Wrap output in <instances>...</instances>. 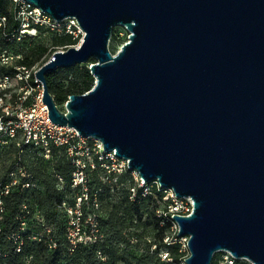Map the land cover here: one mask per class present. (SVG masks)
Here are the masks:
<instances>
[{
  "label": "water",
  "instance_id": "obj_1",
  "mask_svg": "<svg viewBox=\"0 0 264 264\" xmlns=\"http://www.w3.org/2000/svg\"><path fill=\"white\" fill-rule=\"evenodd\" d=\"M29 1L85 32L35 73L51 121L192 198L173 215L187 264L222 250L264 264V0ZM117 25L130 35L113 53ZM91 59L94 86L63 110L47 74Z\"/></svg>",
  "mask_w": 264,
  "mask_h": 264
},
{
  "label": "built area",
  "instance_id": "obj_2",
  "mask_svg": "<svg viewBox=\"0 0 264 264\" xmlns=\"http://www.w3.org/2000/svg\"><path fill=\"white\" fill-rule=\"evenodd\" d=\"M13 19L18 27L7 32V17H0V27L3 28L4 36L9 44L0 52V100L4 101L13 88L19 87L20 91L14 94L13 104H20L21 108L13 115L9 111L3 113L4 105H0V137L1 130L6 129L11 144L15 143L17 149H36L43 160L52 161L56 149H64L68 159L72 162L70 180L59 172L55 173L54 180L59 190H65L68 182L71 189H79L77 200L68 204L66 200L59 205V210L64 213L68 221L67 238L72 244L79 242L94 243V231L97 227V212L100 210L98 196L93 202L89 196L90 172L99 169L103 183H118L123 175L129 176L128 188L130 199L149 194L161 193L162 206L158 207L156 214L162 219L161 224L168 225V233L164 238L167 245L180 243L182 250L189 252V236L178 235L180 227L173 219L174 214L189 215L194 209L191 197H178L170 188H165L158 180L146 181L139 172L131 169L129 159L120 158L116 152H106L103 142L93 136H82L77 129L67 125H58L49 118V109L45 110L43 102L42 82L35 77L39 65L17 64L16 60L23 57V53L14 52L13 46L22 43L29 36H35L39 32H53L55 34L70 33L79 39L73 46H79L84 39L85 32L80 27L76 17L70 16L62 20L55 19L39 6L29 0H13ZM64 50V49H63ZM7 68L8 72L1 68ZM63 110H66L64 108ZM21 136L20 139H18ZM4 140V138L2 137ZM8 182L2 187L1 192L8 194L14 188L23 190L35 186L32 180V172L25 166L20 168L17 177H14V170L8 172ZM26 179V180H25ZM96 190L97 192L100 190ZM96 195V194H95ZM3 211V201L0 199V215ZM30 213L27 205H23L19 219L22 223V230L26 231L27 221L25 217ZM170 215V217H169ZM44 219V218H43ZM45 220V219H44ZM86 228V229H85ZM156 248L154 245L153 249ZM219 262L222 264H240L239 260L246 257H235L230 251H219ZM170 264H187L186 256L175 261L171 254L164 250L160 254ZM189 255V254H188Z\"/></svg>",
  "mask_w": 264,
  "mask_h": 264
},
{
  "label": "trees",
  "instance_id": "obj_3",
  "mask_svg": "<svg viewBox=\"0 0 264 264\" xmlns=\"http://www.w3.org/2000/svg\"><path fill=\"white\" fill-rule=\"evenodd\" d=\"M13 7V0H0V17H7V32L18 27L13 19ZM57 36L54 40L56 47L67 49L79 42V39L70 33L57 34ZM8 44L9 41L4 36L3 28L0 27V52ZM111 50L115 51V47ZM51 54L48 47L37 45L31 48L30 51H25L23 57L16 60V62L23 65H35L39 62L41 66ZM93 61L95 59H91L86 64H78L70 68H58L47 74L50 92L59 106L64 105L70 95L83 94L94 86L95 77L89 68L90 63ZM1 69L8 72L7 68L2 67ZM75 70H78L79 74H75ZM65 82H67V85H65ZM5 100L8 101L6 96ZM12 102H14V99H12ZM2 141L3 139L0 137L1 150L4 146ZM10 147L17 150L15 143H12ZM57 154L61 155L56 170L69 181L74 166L63 148L60 151L59 149L55 150L54 158ZM41 161L46 160L42 159ZM90 173L89 196L91 202L98 196L102 201V206L106 202L108 205L113 204L116 209L107 221L110 226L115 228V215L117 209L121 208L120 206H124L126 212L130 215L139 214L145 210L152 213L158 222L162 220L156 214L157 208L160 207L159 203H162L161 193L141 195L135 200H131L128 188L129 176L123 175L118 183L110 184L102 182L99 169H95ZM32 176V180L38 181L41 186L34 181L35 186L31 188L23 190L14 188L8 194L2 193L0 195V199L3 201V211L0 215V264H160L162 263L160 254L164 250L168 251L176 262L179 261L180 257L186 255L180 243L171 245L164 243V238L169 230L167 224L161 225L162 233L157 235L158 242L154 243L156 248H152L153 244L150 241L147 252L140 255L136 254L134 250L121 253V244L126 243L128 250L134 248L131 240L123 235L122 230H115L119 242L116 247H110V249L107 246L108 241H102L101 239H97L94 243L79 242L72 244L67 238V218L58 207L70 192L79 189H71L68 182L65 190H59L56 186V180L46 177L37 168L32 171ZM99 188L102 189V192H99L100 190L96 191ZM116 189H118L117 192L112 193V190ZM23 205H27L30 209V213L25 217L27 222L32 218L35 207H37L43 218L51 224L50 231L44 232V228L38 225L35 226V231H23L19 219ZM34 236L38 239H33ZM99 251H104L106 258H102L98 253ZM151 252H154V254H150ZM220 254V252L215 253L212 264H219ZM167 262L170 264L169 261Z\"/></svg>",
  "mask_w": 264,
  "mask_h": 264
},
{
  "label": "rangeland",
  "instance_id": "obj_4",
  "mask_svg": "<svg viewBox=\"0 0 264 264\" xmlns=\"http://www.w3.org/2000/svg\"><path fill=\"white\" fill-rule=\"evenodd\" d=\"M130 35V31L126 29L123 25H117L113 28L112 38L110 41V48L113 49L115 47V51L117 52L121 46L128 41ZM58 37L57 34L53 32H46L42 31L36 34L35 36H29L24 42L18 43L13 46V50L19 51L21 53H24L25 51H30L31 48L37 46V45H44L48 47L49 52L53 53V50H65L64 47H56L54 45L55 38ZM51 56V55H50ZM49 56V57H50ZM48 57V58H49ZM48 60V59H47ZM40 66V63L37 62L36 65ZM84 64V63H83ZM86 64V63H85ZM75 74H79L78 70H75ZM65 85H67V82H65ZM20 89L19 87L13 88L7 97L8 105L4 106L3 113L5 115L7 114V111H9L11 114L15 115L18 111H20L21 105L20 104H13L12 105V98L14 97V94L19 93ZM4 101L0 100V105H4ZM62 109L65 108L64 105H60ZM1 137L4 138L2 141L3 149H0V195L2 194L1 189L2 187L8 182V178L10 175L8 172L10 170H14V177H17L18 172L20 168L26 167L31 172L34 169H40V171L47 177H51V179H54L55 173L57 172L56 167L59 164L60 161V155L57 154L55 158H53L52 161H41L42 158L38 154V151L36 149H24V151L14 150V148L11 146V140L8 138V135L6 133V129L1 130ZM21 136L18 138L20 139ZM18 178V177H17ZM35 181V180H34ZM39 184L38 181H35ZM41 186V185H40ZM123 187V186H122ZM90 188V187H89ZM120 189V188H119ZM118 189L112 190V193H116ZM80 191H72L70 192L65 200L69 204H72L74 201L77 200V196L80 194ZM99 192H102V189H100ZM99 203L101 205L100 210L97 212V218L98 223L97 227L94 231V238L101 239L102 241H108L107 246L108 249L110 247H116V245L119 242V237L115 230H122L123 235L131 240V244L134 245L133 249L128 250L127 244H121V253H124V251H130L131 250L140 255L142 253L147 252L148 244L150 241L152 242V248L154 247V243L158 242V236L162 233L161 229V222H158V220L155 218V216L150 213L149 211H143L139 214L130 215L126 212L124 206H120L121 208L117 209L116 212V219H115V228L107 224V221L109 217L114 214V211L116 210L113 204H105L102 206V201L100 198H98ZM115 201V200H113ZM160 206H162V203H159ZM59 208V207H58ZM152 223V224H149ZM42 226L44 228V232L50 231L51 224L43 219V216L41 212L38 210L37 207H35L34 213L32 218L27 222L26 224V231L32 230L35 231V226ZM158 225V227H157ZM86 229V228H85ZM33 239H38L37 237H33ZM157 239V240H156ZM99 255L102 258H106V254L104 251H99ZM150 254H154V252H151ZM189 252H186V257L188 256ZM240 264H250L245 258H242L239 260ZM160 264H168L167 260L162 258V263ZM219 264H222L219 262Z\"/></svg>",
  "mask_w": 264,
  "mask_h": 264
},
{
  "label": "bare ground",
  "instance_id": "obj_5",
  "mask_svg": "<svg viewBox=\"0 0 264 264\" xmlns=\"http://www.w3.org/2000/svg\"><path fill=\"white\" fill-rule=\"evenodd\" d=\"M44 108L45 110H48V106L46 104H44Z\"/></svg>",
  "mask_w": 264,
  "mask_h": 264
}]
</instances>
